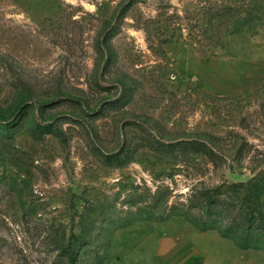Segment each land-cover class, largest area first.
<instances>
[{"label": "rangeland", "instance_id": "374dc122", "mask_svg": "<svg viewBox=\"0 0 264 264\" xmlns=\"http://www.w3.org/2000/svg\"><path fill=\"white\" fill-rule=\"evenodd\" d=\"M129 1L0 0V238L34 264H264L192 222L218 186L220 228L242 217L232 184L264 172V0Z\"/></svg>", "mask_w": 264, "mask_h": 264}, {"label": "trees", "instance_id": "16d2710c", "mask_svg": "<svg viewBox=\"0 0 264 264\" xmlns=\"http://www.w3.org/2000/svg\"><path fill=\"white\" fill-rule=\"evenodd\" d=\"M133 4L130 0L124 4L119 15H124ZM118 157L119 154H114ZM234 195L238 196L242 204V217H231L230 222L222 229L221 223L225 216L230 217V208L225 206L222 200L223 191L218 186L202 192V218L192 220L193 224L200 230H220L222 236L230 238L241 249L264 250V172L251 177L246 183L232 184ZM197 207V206H196ZM190 220V216H182ZM62 251L68 258L70 264L75 262V253L71 246L63 248ZM0 254L5 255V264H34L30 255L24 251L13 240L0 238Z\"/></svg>", "mask_w": 264, "mask_h": 264}, {"label": "crops", "instance_id": "0c3cea01", "mask_svg": "<svg viewBox=\"0 0 264 264\" xmlns=\"http://www.w3.org/2000/svg\"><path fill=\"white\" fill-rule=\"evenodd\" d=\"M187 253L184 252H178L171 258H169L166 261V264H207L205 260L200 259L198 257H192V259L189 258ZM212 264H215V262Z\"/></svg>", "mask_w": 264, "mask_h": 264}]
</instances>
